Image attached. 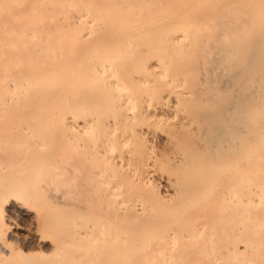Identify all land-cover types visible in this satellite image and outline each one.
<instances>
[{
	"label": "bare ground",
	"instance_id": "6f19581e",
	"mask_svg": "<svg viewBox=\"0 0 264 264\" xmlns=\"http://www.w3.org/2000/svg\"><path fill=\"white\" fill-rule=\"evenodd\" d=\"M0 264H264V0H0Z\"/></svg>",
	"mask_w": 264,
	"mask_h": 264
},
{
	"label": "rangeland",
	"instance_id": "374dc122",
	"mask_svg": "<svg viewBox=\"0 0 264 264\" xmlns=\"http://www.w3.org/2000/svg\"><path fill=\"white\" fill-rule=\"evenodd\" d=\"M18 201H21V200H18ZM18 201L12 200L13 203H19ZM7 219L12 225V227L15 226L14 229L16 230H17V227L19 226H22L25 229L29 226V223H30V219L27 217V215H24L23 209H10L7 212Z\"/></svg>",
	"mask_w": 264,
	"mask_h": 264
}]
</instances>
